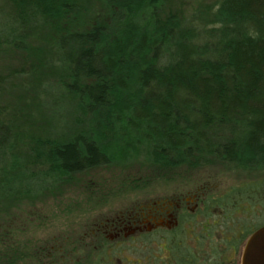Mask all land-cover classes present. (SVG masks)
Returning a JSON list of instances; mask_svg holds the SVG:
<instances>
[{
    "label": "trees",
    "instance_id": "16d2710c",
    "mask_svg": "<svg viewBox=\"0 0 264 264\" xmlns=\"http://www.w3.org/2000/svg\"><path fill=\"white\" fill-rule=\"evenodd\" d=\"M166 1L10 0L0 12V47L25 49L33 25L53 31L39 94L53 129L23 134L0 107V202L125 158L264 170V0L186 17L162 13ZM206 197L203 214L238 246L264 225V178ZM203 244H175L187 247L176 263L221 264Z\"/></svg>",
    "mask_w": 264,
    "mask_h": 264
},
{
    "label": "rangeland",
    "instance_id": "374dc122",
    "mask_svg": "<svg viewBox=\"0 0 264 264\" xmlns=\"http://www.w3.org/2000/svg\"><path fill=\"white\" fill-rule=\"evenodd\" d=\"M216 1L168 0L162 13L177 11L186 17L197 9L213 7ZM13 10L10 0H0L1 15ZM51 31L33 25L25 49L0 47V107L23 134H49L53 129V120L42 110L39 96L50 69ZM28 65L34 68L27 70ZM258 178H264V170L245 171L216 161L201 167L165 168L141 158H125L92 168L46 194L0 202V264H41L35 262V251L41 245L47 247V264H79L84 257L81 247L87 245L94 223L157 198L219 194ZM197 223L198 231L210 225L200 218ZM53 247H62L58 261L55 255L60 253Z\"/></svg>",
    "mask_w": 264,
    "mask_h": 264
},
{
    "label": "flooded vegetation",
    "instance_id": "af4514ba",
    "mask_svg": "<svg viewBox=\"0 0 264 264\" xmlns=\"http://www.w3.org/2000/svg\"><path fill=\"white\" fill-rule=\"evenodd\" d=\"M206 196L193 195L185 198H157L149 203L141 204L129 211H123L114 217L94 223L89 233L87 245L79 264H177L176 258H182L179 252L188 246H196L204 241V248L215 254L213 261L221 264H241V253L244 243L236 245L235 238H230L219 224L217 212L212 216L204 215ZM210 222L208 228L198 231L197 221ZM200 222V220H199ZM216 229L212 230L213 228ZM212 231V233L210 232ZM251 235V234H250ZM249 235V236H250ZM248 236V237H249ZM226 238L227 241H222ZM180 247L177 252L174 245ZM47 247L41 245L35 251V262L47 264L49 255ZM55 260L61 259L62 247H53ZM213 253L211 254V252ZM205 256V255H204ZM184 259L188 260L186 253ZM52 258V256H50ZM206 258V257H205ZM54 261V260H53ZM51 261V263H53Z\"/></svg>",
    "mask_w": 264,
    "mask_h": 264
},
{
    "label": "water",
    "instance_id": "95a60500",
    "mask_svg": "<svg viewBox=\"0 0 264 264\" xmlns=\"http://www.w3.org/2000/svg\"><path fill=\"white\" fill-rule=\"evenodd\" d=\"M241 264H264V225L254 230L245 241Z\"/></svg>",
    "mask_w": 264,
    "mask_h": 264
}]
</instances>
